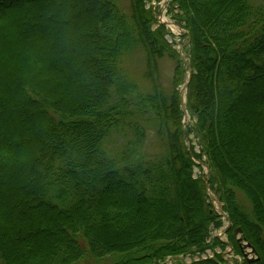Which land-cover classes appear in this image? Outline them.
<instances>
[{
	"label": "trees",
	"instance_id": "16d2710c",
	"mask_svg": "<svg viewBox=\"0 0 264 264\" xmlns=\"http://www.w3.org/2000/svg\"><path fill=\"white\" fill-rule=\"evenodd\" d=\"M145 1L126 12L118 0H0V264H156L208 248L214 257L179 264H227L208 188L234 252L243 239L254 248L242 264H264V4L171 0L188 32L185 125L188 68ZM137 48L151 93L126 74ZM135 96L150 116L126 123ZM148 121L166 134L163 156L142 151ZM126 125L134 139L111 148Z\"/></svg>",
	"mask_w": 264,
	"mask_h": 264
},
{
	"label": "rangeland",
	"instance_id": "374dc122",
	"mask_svg": "<svg viewBox=\"0 0 264 264\" xmlns=\"http://www.w3.org/2000/svg\"><path fill=\"white\" fill-rule=\"evenodd\" d=\"M119 3L121 4L122 8L126 11L129 12L130 11V0H118ZM258 4H264V0H256L255 1ZM150 6H152V8L154 9V13L155 16L163 21L166 25V28L169 32H171L173 34V30L176 31L177 25H180V22L177 21L175 19L174 13L178 12V8L177 7H171V4L169 3V0H146L145 1V8H149ZM153 28H156L157 24L154 23ZM171 39V38H170ZM173 40V39H172ZM176 44V43H175ZM180 44V46H178ZM174 46V44H173ZM177 47H179V49L181 50V48L183 49V53H182V57L184 60L188 61V52H187V47H186V37L182 36L181 40L178 41L177 43ZM147 60H146V56L145 53L143 51L142 48H137V50L133 51L127 58L124 59V66L126 67L127 70V75H129V77L131 79H133L135 81V83H137L140 92L146 94V93H151L153 92V85L151 80L149 79L148 75H147ZM158 64H159V68H158V80L160 82V84L162 85L161 88L163 89L164 93L166 95H168L171 91V87H172V82H173V75H174V65L175 62L170 59L169 57H164L162 59L158 60ZM137 94V92H136ZM180 94H181V98L183 96V100L184 102L186 101V88H185V83H183L180 86ZM137 96H135V101L134 103L130 106L131 109H133L134 114L132 117L128 118L126 120V123H128L131 119H135L136 121L143 123V121H145L144 119L147 118L148 116H150V113H143V112H139L136 104L137 101ZM185 109H186V102H185ZM187 110V109H186ZM184 124H190L193 121H195V118H192L190 116V114L187 112L184 115ZM158 126L154 125L153 122L148 121V123H146V129H147V135H146V141H145V145L143 146L144 148L142 149L143 152H145L146 154H148L150 157H158V156H163L165 152H167V148H166V134L162 131L160 133H158ZM118 136H115V138L111 139L109 146L111 148H117V149H126L129 145V142L131 140L134 139V134L133 131L130 129V127H128L127 125L118 133H116ZM190 139H192V142L190 139H187V144L190 146L191 143H196V139H194L193 134L190 135L189 137ZM196 149H199L196 146ZM204 170L206 172H208L209 168H207L208 166H206V164H204ZM199 171H201V169L199 170L197 167L195 168V174H198ZM208 193L210 195V200L212 202V204L214 205L215 209L218 206H222V202L218 200V196L215 193V191L210 188L208 190ZM239 198L245 203L246 206H249V201L245 198V196L243 195V193L239 192L238 193ZM222 229V228H221ZM223 231L221 230H217V229H213L211 231V238H213L214 236H218L222 239V241H226L228 242V246L226 245V247H222L220 245H217L215 248L218 251L221 252H225L227 255L226 259H227V264H242L243 259L245 258L242 254H236L234 252V250L230 251V246L231 243L228 240V237L226 236L225 233H222ZM240 236V235H239ZM210 239V238H209ZM223 241V242H224ZM211 242V241H210ZM229 250V252H227ZM249 250V248L247 249ZM208 254L212 257H214V254L212 253V250H210L208 248ZM207 251L202 252L201 254H203L204 256L207 255ZM244 252H246L244 250ZM197 256V255H196ZM251 256V255H250ZM253 256V254H252ZM249 257V256H248ZM109 258V257H108ZM108 258H105L102 260V263L100 264H104V263H108ZM188 256H185V259L188 260ZM185 260V261H186ZM174 263L173 260H170ZM92 263H98V261L95 260H83L81 262H78L77 264H92ZM175 264V263H174Z\"/></svg>",
	"mask_w": 264,
	"mask_h": 264
},
{
	"label": "bare ground",
	"instance_id": "6f19581e",
	"mask_svg": "<svg viewBox=\"0 0 264 264\" xmlns=\"http://www.w3.org/2000/svg\"><path fill=\"white\" fill-rule=\"evenodd\" d=\"M223 220V219H222ZM222 228V229H221ZM217 230H221V231H223L224 229H225V223H224V221H223V225H222V227H220V228H216ZM215 230V229H214ZM237 233V232H236ZM237 235V238H241V236H239V234L237 233L236 234ZM246 241H244V239L241 241V246H242V251H243V253H242V255L243 256H245V254H251V251H252V249L251 248H249V250H247L248 249V247H246V246H244L243 244L245 243ZM244 250L246 251V252H244ZM171 255H167L165 258L167 259L168 257H170ZM249 257H251V256H249ZM162 261V260H161ZM161 261H159V262H161Z\"/></svg>",
	"mask_w": 264,
	"mask_h": 264
},
{
	"label": "water",
	"instance_id": "95a60500",
	"mask_svg": "<svg viewBox=\"0 0 264 264\" xmlns=\"http://www.w3.org/2000/svg\"><path fill=\"white\" fill-rule=\"evenodd\" d=\"M190 79H191V71H190V73H189L188 80H187V82H186V84H185V88H187V85H188ZM182 107H183L184 110H186V109H185V102H184L183 98H182ZM240 231H241V228H240V227L237 228V229L235 230V232H240ZM248 245L250 246V244H248Z\"/></svg>",
	"mask_w": 264,
	"mask_h": 264
}]
</instances>
